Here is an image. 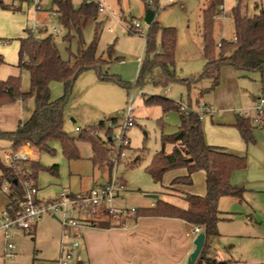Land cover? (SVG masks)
Returning <instances> with one entry per match:
<instances>
[{"label": "rangeland", "instance_id": "rangeland-1", "mask_svg": "<svg viewBox=\"0 0 264 264\" xmlns=\"http://www.w3.org/2000/svg\"><path fill=\"white\" fill-rule=\"evenodd\" d=\"M0 1L3 5L9 6L4 8L0 4V55L4 60L0 65V79L4 80L12 75L19 76L20 90L27 93L30 91V75L26 68L18 66V50L19 39L27 37L31 23L34 21L37 24V30L32 32L34 37L44 34L38 33L39 30H45V33L53 35L63 59L70 58V53L66 49L68 45L71 52H76L78 36L76 32L71 31V41L67 43L63 40L67 33L63 26L60 25L59 30H52V27L58 24L51 15L54 10L52 0ZM71 1L73 6H78L81 0ZM104 1L117 18L109 12L98 14L95 19L83 17L80 27L86 45L96 39V55L109 61L99 69L108 78L102 79L96 69H87L75 79L63 114L64 128L69 136L76 139L80 158L66 159L58 140L50 142L53 150L34 153L32 157L43 167L37 173L36 198L43 201L53 198L68 187L72 189L88 187L94 180L103 178V174L98 172L99 169L106 172L109 178L114 174L124 182L126 188L120 193L117 203L126 208L147 206L152 199L146 194H156L159 198L182 204L183 200L169 195L170 191L166 187L176 174L185 173V168L165 172L160 181L153 180L146 171L152 156L161 148V135L173 134L178 129L179 112L175 109L164 112L158 103H147L144 97L155 95L174 100V103L180 101L187 107L191 106L201 113V127L208 145L224 147L236 153H246L253 142L246 144L233 122L238 114L250 113L254 126V140L257 139V144L260 141L263 146L264 127L259 124L257 112L253 108L257 97L263 95L261 75L257 71H251L241 76L234 67L222 65L216 87L211 88L212 81L208 78L187 86L184 79L196 77L205 64L201 50V10L206 7L209 0H156L157 11L154 21L164 27H173L176 33L174 62L168 67L174 76L169 78L162 76L161 70L154 68L146 74L142 86H134L137 73L146 60L144 39L150 28L144 22L146 4L154 7V2ZM255 2L264 8V0H245L249 14L253 12ZM235 3L236 0H223L221 6L223 11L220 10L213 24L212 36L215 43L222 38L227 40L232 38L234 25L229 12ZM135 23L140 24L141 33L135 32ZM41 27L44 28L40 29ZM155 51L160 52L159 34L155 37ZM112 78H119L128 83V88ZM63 93L64 87L61 82L50 83L51 99H57ZM129 103H132L133 107V125L124 128L125 111ZM202 103L208 107L206 110L201 111ZM34 107L33 94L23 100L17 99L0 106V129L10 130L17 125L18 120L26 121ZM210 108L212 111L208 113ZM100 122L102 126L97 131L98 136L106 141L109 135L115 151L118 150L116 141L121 136L124 135L128 143L121 147L116 156L113 155L111 148L109 160L94 168L90 160L92 156L90 144L78 140V137L85 130L99 127ZM106 131L109 132L108 135ZM8 147L9 142L0 139V157L2 151ZM170 149L171 145L167 144L165 151ZM53 164H57L56 172L48 169ZM3 186L0 189V213L6 204ZM182 188L185 192L203 195L205 193L203 172L192 173V184ZM200 190L202 193L195 192ZM176 193L174 191L173 194ZM220 203L232 213L231 220L225 225L239 224V220L245 218L248 205L244 202L222 197ZM29 231L21 229L10 231L11 240L16 247L12 258L4 256L0 232V264H56L53 259L59 256L61 236L59 222L44 214L36 223L35 232L28 234Z\"/></svg>", "mask_w": 264, "mask_h": 264}, {"label": "trees", "instance_id": "trees-1", "mask_svg": "<svg viewBox=\"0 0 264 264\" xmlns=\"http://www.w3.org/2000/svg\"><path fill=\"white\" fill-rule=\"evenodd\" d=\"M154 7L146 4V10H153L154 17L157 11V1L153 0ZM54 11L57 13L56 20L63 26L67 33L63 40L71 41V31L78 36V46L75 53L70 51L68 45L66 49L70 53V58L63 59L53 35L42 30V36L34 37L29 33L27 37L19 39L18 66L24 67L30 75V91L20 90L19 76L12 75L6 79H0V106L14 100H23L33 94L35 107L30 117L23 122H19L16 129L5 131L0 129V139L10 142L9 148L17 151L24 146H28L34 153L53 150L50 142L58 140L61 145L63 155L68 160L79 159V151L76 139L69 136L64 128V106L70 96L72 86L77 76L84 70L96 69L102 79L108 78L100 72V66L108 63L96 55V39L86 45L81 36L80 23L83 17L95 19L98 15L95 3H86L81 0L78 6H73L71 0H52ZM7 8L9 6L3 5ZM223 0H209L205 8L201 10V50L205 64L202 71L196 77L184 79L187 86L200 79L208 78L212 81L211 88L219 83V70L222 65L234 67L241 76L247 72L257 71L261 75L262 90L264 96V8L257 2L254 3L253 12L249 14L245 0H236L232 6L229 16L234 25V38L221 39L215 43L212 32L215 18L220 12ZM149 30L145 35L144 48L146 50L145 64L141 65L134 86H142L146 79V74L152 69L161 70L162 76L172 77L169 65L174 62L176 46V33L173 27L159 25L154 18L149 24ZM159 34L160 52L155 51V37ZM142 61V60H141ZM4 63L0 55V65ZM114 79V78H112ZM124 87L128 88V83L114 79ZM59 81L63 84L64 93L57 99L50 97V83ZM144 101L158 103L164 112L175 109L179 112V126L176 132L170 135L162 134L160 137L161 148L151 158L146 167L147 173L155 181H160L163 174L171 169L185 168V174L175 176L166 187L169 195L183 200L181 203L171 202L165 198H156L149 207L135 208L134 214L130 218L134 220L139 216H167L182 219L189 228L198 227L205 235L203 247L194 264H227L226 262H216L205 256L208 238L217 235V224L219 220L226 218L218 208L221 197H233L241 199L244 188L232 185L230 182L231 173L242 169L246 165L245 156L229 153L221 148L208 145L205 142L196 109L188 106L187 113L180 112L176 102L168 98L151 96L144 97ZM259 124L264 127V114H257ZM256 118V117H255ZM102 126L93 127L80 133L78 140L88 142L92 149L90 160L97 167L103 161L109 160V152L113 146V140L106 131L107 139H101L97 131ZM234 126L237 128L244 142L248 143L253 139L252 119L250 116L238 114ZM94 132H96L94 134ZM110 144V146H107ZM171 145L169 151H165V146ZM190 159V160H189ZM43 167L34 158L16 163V168L5 164L0 157V189L7 184L9 202V215H14L20 210L23 199L24 183L32 182L36 186L37 173ZM21 169V173L18 171ZM56 172L57 164L48 168ZM195 171L204 172L205 193L197 195L175 189L176 186H189L192 184V173ZM112 218L102 220L97 227L106 228L110 226ZM120 223V224H121ZM30 231L29 233H31Z\"/></svg>", "mask_w": 264, "mask_h": 264}, {"label": "crops", "instance_id": "crops-1", "mask_svg": "<svg viewBox=\"0 0 264 264\" xmlns=\"http://www.w3.org/2000/svg\"><path fill=\"white\" fill-rule=\"evenodd\" d=\"M222 11L223 8H221ZM233 38L234 33L231 39ZM256 100L253 108L257 103ZM211 111L210 108L207 112L211 113ZM71 120L73 121V119ZM19 122L23 121L18 120L17 125ZM17 125L5 131L14 130ZM250 142L253 143L250 144L246 153H236L224 147H218L246 158L245 167L233 171L230 176L232 185L244 188L242 198H229L244 202L248 205V210L245 218L239 220V224L225 225L231 220L232 213L221 205L222 197L219 199L218 208L226 218L219 220L218 234L208 238L205 251V256L216 262L264 264V144L261 146L260 141L257 144L258 141L254 140V135ZM7 149L10 148L4 149L2 153ZM29 151L32 157V149L30 148ZM92 166L95 168L93 164ZM98 172L103 174L101 180H94L90 186L85 188L72 189L68 187L66 191L70 193L83 192L93 186L108 182L110 179L108 174L99 169ZM182 187L186 186L179 185L175 189L182 192L184 191ZM125 188L118 191L114 200V206L117 205L115 207H125L117 203V199L121 196L120 193ZM5 192L6 204H8V192ZM195 192L202 193L201 190ZM153 200L145 207L152 206ZM6 204L4 205L6 206ZM35 229L36 224L30 230L31 233H34ZM15 230L20 229L11 231ZM191 230L182 219L167 216H139L134 220L126 219L122 224L112 220L110 226L106 228L97 226L81 228L78 230L79 245L73 253L71 264H186L189 254L194 249L193 239L196 236ZM0 232H2L3 239L1 229ZM53 261L57 264V258H54Z\"/></svg>", "mask_w": 264, "mask_h": 264}, {"label": "built area", "instance_id": "built-area-1", "mask_svg": "<svg viewBox=\"0 0 264 264\" xmlns=\"http://www.w3.org/2000/svg\"><path fill=\"white\" fill-rule=\"evenodd\" d=\"M84 1L86 3H95L98 14L109 12L117 18V15L109 9V5L104 0ZM51 15L56 19L57 13L54 10L51 12ZM59 28L60 24L58 23L52 27V30H59ZM139 28L140 24L135 23L134 30L136 33H141L139 32ZM35 30H37V24L33 21L29 28V33ZM130 101L132 102V99ZM176 104L180 112L187 113L190 109L180 101H176ZM201 105V111L208 108L203 103ZM132 110V103H129L125 111L124 128L133 125ZM254 110L257 114H264V96L258 97ZM197 112L199 118H201L200 111ZM243 115L250 116L248 112H245ZM75 130H78V128H75ZM116 142L118 143V150L115 151L112 146L113 155L115 154V156L121 147L128 143L124 135ZM30 157L31 154L28 146H24L17 151L7 149L1 156L2 161L13 168H16V163L19 161L26 160ZM18 171L21 173V169H18ZM124 188V182L113 174L105 184L93 186L87 191L70 193L62 190L53 198L41 201L36 198L37 187L32 182L26 181L24 183V193L20 210L11 216L9 215L8 208L4 207L0 213V229L3 231L4 256L6 258H12L15 254L16 247L15 243L11 240V230L21 229L29 231L44 214H48L61 225L57 264H69L73 258L74 251L79 245V229L97 226L100 221L107 220L108 218H112L113 221L120 224L123 218H130L134 214L135 208L133 207L118 208L114 206V200L118 191ZM7 189V184H4L3 190L7 191ZM191 232L197 234L200 230L198 227H194Z\"/></svg>", "mask_w": 264, "mask_h": 264}, {"label": "water", "instance_id": "water-1", "mask_svg": "<svg viewBox=\"0 0 264 264\" xmlns=\"http://www.w3.org/2000/svg\"><path fill=\"white\" fill-rule=\"evenodd\" d=\"M153 18H154L153 10H146L145 11V15H144V22L149 25L152 22ZM146 196L149 197V198H152V199H156L158 195H156V194H146ZM204 241H205L204 233L203 232L197 233L196 236L193 239L194 249L189 254L186 264H194V262L198 258L199 253H200V251H201V249L203 247Z\"/></svg>", "mask_w": 264, "mask_h": 264}]
</instances>
